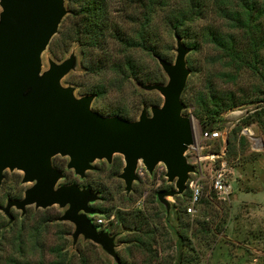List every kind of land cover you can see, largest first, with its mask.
Wrapping results in <instances>:
<instances>
[{"label":"rangeland","instance_id":"obj_1","mask_svg":"<svg viewBox=\"0 0 264 264\" xmlns=\"http://www.w3.org/2000/svg\"><path fill=\"white\" fill-rule=\"evenodd\" d=\"M258 1L260 5L254 12L249 28L234 21L229 14L235 9L242 12L236 0H200L201 16L193 20L184 17L182 34L178 35L174 23L177 18L182 19L187 11L188 0H159L153 7L150 34L160 57L141 50L132 52L143 73L164 79L162 85H166L168 76L158 59L175 62L176 36L189 50L186 65L190 75L181 96L184 105L182 113L193 118V129L196 131L212 126L219 131L228 130L225 144L221 140H199V145L203 147L201 156L210 152L218 153L230 142L228 152L225 148L224 159L232 170L234 192L228 199L218 198L211 189L209 176L212 164L205 160L199 163L198 176L202 177L201 200L210 203L199 202L195 205V212L190 214L187 212L191 205L189 189L178 198L167 197L169 211L165 204L159 200V203L156 202V193L175 187L174 183L170 184L166 179L163 163L156 166L152 175L146 171L143 178L133 183L132 192L128 194L124 181L119 177L125 165L123 156L119 154L113 156L110 164L106 160H96L93 163L94 170L87 172L83 178L85 181L66 169L69 158L57 156L53 159V166L66 175L58 186L74 183L80 188L83 183L105 185L106 192L99 193L101 200L90 205L96 212L91 218L103 220L99 230L106 229L107 233L115 236L119 261L145 264L147 260L145 253L127 243L133 234L131 227L127 229L121 226L115 217L118 211L123 214L142 211L149 215L151 228L156 227L161 232V227L155 224L158 220L165 227L156 238L157 243H154V248L160 252V264H186V260H190L191 264H264V114L261 118H254L249 125H243V120L228 124L229 119L225 115L230 110L210 119L200 114L197 104L199 95L205 93L210 84L215 91L232 93L246 103L263 100L264 0ZM138 16L136 14L133 18L124 19V27L130 32L138 29ZM245 20V15H242V21ZM67 31L59 27L58 33L42 54V71L49 69L50 61L60 64L74 55L76 66L68 79L62 80V85L73 87L77 98L91 95L87 90L95 86L107 88L104 97H95L92 110L100 113L99 108H119L126 113V117H120L135 121L143 109L151 114V108L142 104L145 100H159L162 105L163 97L157 91L145 93L146 90L134 79L117 77L110 72L98 75L87 72L85 68L89 61L83 60L78 43L68 44L65 40ZM212 33L229 40L232 51L215 43ZM69 79L71 82L67 84L65 80ZM244 128H249L250 133ZM195 157L194 151L186 153L190 164L195 161ZM22 178V172L6 171L0 186V264H118L101 246L83 236L74 242V225L59 220L67 207L53 206L43 210L30 206L25 213L13 208L11 221L2 209L9 200L23 198L25 190L33 186V183L22 184ZM102 211L111 214L107 217L108 214ZM176 213L182 216L184 222L190 223L189 230L179 228ZM205 223L210 228L208 234L202 231L201 224ZM178 232L187 236V241L181 242Z\"/></svg>","mask_w":264,"mask_h":264},{"label":"water","instance_id":"obj_2","mask_svg":"<svg viewBox=\"0 0 264 264\" xmlns=\"http://www.w3.org/2000/svg\"><path fill=\"white\" fill-rule=\"evenodd\" d=\"M0 186L6 171L23 173L22 184L33 183L23 198L9 200L2 209L12 221L11 209L25 213L27 207H67L60 221L74 225V242L80 236L103 248L119 264L115 236L100 231L91 218L90 207L100 201L98 192L77 184L60 185L64 172L53 166L57 156L69 158L67 170L79 178L93 171L96 160L110 164L123 156L119 175L125 191L132 192L141 161L152 175L163 163L166 179L175 187L158 193V200L170 209L167 197L181 196L196 168L186 153L195 144L192 119L183 115L181 96L190 70L189 50L176 36L174 63L158 59L168 83L146 84V91L163 97L161 106L142 110L138 120L105 116L92 110L94 95L75 96L73 87L62 80L74 70L76 57L42 71V54L58 33L68 14L65 0H0Z\"/></svg>","mask_w":264,"mask_h":264},{"label":"trees","instance_id":"obj_3","mask_svg":"<svg viewBox=\"0 0 264 264\" xmlns=\"http://www.w3.org/2000/svg\"><path fill=\"white\" fill-rule=\"evenodd\" d=\"M65 1L68 14L62 20L60 28L68 29L67 33H65V40L68 44L73 42L78 43L80 46L83 60L89 61V65L85 68L87 72L93 75L110 72L117 77H124L130 80L134 79L140 87L146 84L162 85L164 79L160 77L155 78L151 74L143 73L141 65L137 63L136 58L132 54L134 51L141 50L160 57V53L157 51L152 35L150 34V24L154 14L153 7L159 0ZM236 1L238 3L237 6L242 9V12L236 9L231 10L229 13L230 16L237 23H243L244 27L251 28L254 12L259 8L260 2L258 0ZM262 5L263 8H261L264 13V2ZM201 13L202 5L200 0H188L187 11L182 16V19L177 18L176 23H174V29L177 34H182V27L185 23L184 19H186L184 17H189V19L193 20L200 17ZM136 14L139 15L137 18L139 26L134 32H130V30L124 27V19L127 17L133 18ZM242 15H245V21H242ZM212 39H214V42L219 46L232 51L230 48L232 47V43L229 40L223 39L222 36L216 33H212ZM255 45H257V43ZM65 46L67 47V44ZM255 55L257 56L256 52ZM68 76L64 79H68ZM65 81L67 84L71 82L70 79ZM87 91L96 98H102L107 94V88L105 86H95ZM149 92L153 93L155 91H145V93ZM255 102L264 103V98L263 100ZM255 102L246 103L232 93L215 91L210 84L206 92L199 95L197 104L200 114H205L206 117L215 119L231 109ZM160 103L159 100H145L142 104L148 105L151 108L153 106H160ZM98 110H100L102 115L126 117L125 111L119 108L109 110L99 108ZM263 114L264 108L253 116L245 118L243 120V125L251 124L254 118H261ZM229 148L230 142L228 141L226 147L227 152ZM64 178H66V175H64ZM82 181H85V179ZM82 188H90L100 194L106 192L105 185L101 183H83ZM157 195L158 193H156V202L159 203ZM175 198H178V196H175ZM200 202L210 203L208 200H201ZM102 213H107V217L111 214L110 212L108 213V211H102ZM115 217L121 226L127 229L131 227L133 234L127 239V243L133 245L138 251L146 254L147 260H145V264H160V252L154 248V243H157L156 238L161 235L162 231L165 229L161 221L158 220V222L155 223L158 227H161V232H159L158 228L150 227L149 215L144 214L142 211H134L129 214H123L118 211ZM176 220L181 230L190 229V223L184 222L179 213H176ZM96 226L98 228L102 227V225ZM201 226L203 232L206 234L210 232L207 223L201 224ZM100 231L106 232V229ZM1 232L0 229V233ZM178 233V238L181 242L187 241V236L182 232ZM180 255L182 259V253H180ZM119 264L128 263L124 260H120ZM186 264H191V261L186 260Z\"/></svg>","mask_w":264,"mask_h":264},{"label":"built area","instance_id":"obj_4","mask_svg":"<svg viewBox=\"0 0 264 264\" xmlns=\"http://www.w3.org/2000/svg\"><path fill=\"white\" fill-rule=\"evenodd\" d=\"M264 108V103L255 102L247 105H243L234 109H231L225 116L229 119L228 124L238 123L249 116H253L257 112H260ZM185 116V115H184ZM192 123L194 124L193 118ZM195 128V126H193ZM246 132L250 133L249 128L243 129ZM228 130L219 131L217 129L213 130V126L208 129H199L196 131L194 129L195 134V144L189 148L187 152L194 151L195 153V161L192 165L196 168L194 173H191L189 179L186 183L187 189L190 190V206L187 208V212L193 214L195 212V205H197L202 199L203 188L201 186V176L199 170V163L201 161H209L212 164L211 173L209 176L211 189L220 199H228L234 192L233 181H232V170L227 165L225 158V146L221 148L218 153L210 152L207 155L201 156L200 150L203 149L202 146L199 145L200 139L207 140H221L224 144L226 143ZM219 161V162H217ZM146 173L145 166L140 161L137 169V175L139 178H143ZM195 178H192V177ZM198 177V178H197ZM95 225H102L103 220L101 219H93Z\"/></svg>","mask_w":264,"mask_h":264}]
</instances>
